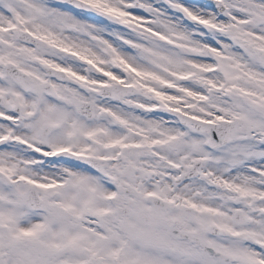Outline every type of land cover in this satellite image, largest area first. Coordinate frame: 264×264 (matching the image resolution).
Listing matches in <instances>:
<instances>
[{"label": "snow or ice", "instance_id": "1", "mask_svg": "<svg viewBox=\"0 0 264 264\" xmlns=\"http://www.w3.org/2000/svg\"><path fill=\"white\" fill-rule=\"evenodd\" d=\"M0 264H264V0H0Z\"/></svg>", "mask_w": 264, "mask_h": 264}]
</instances>
